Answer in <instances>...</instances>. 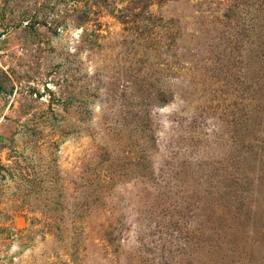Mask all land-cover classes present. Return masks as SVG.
Masks as SVG:
<instances>
[{
  "label": "rangeland",
  "instance_id": "374dc122",
  "mask_svg": "<svg viewBox=\"0 0 264 264\" xmlns=\"http://www.w3.org/2000/svg\"><path fill=\"white\" fill-rule=\"evenodd\" d=\"M0 264H264V0H0Z\"/></svg>",
  "mask_w": 264,
  "mask_h": 264
}]
</instances>
